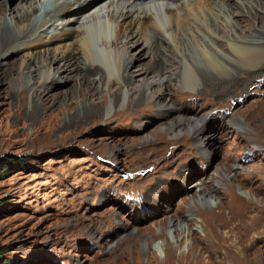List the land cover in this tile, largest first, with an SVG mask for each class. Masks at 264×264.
<instances>
[{
    "label": "rangeland",
    "instance_id": "374dc122",
    "mask_svg": "<svg viewBox=\"0 0 264 264\" xmlns=\"http://www.w3.org/2000/svg\"><path fill=\"white\" fill-rule=\"evenodd\" d=\"M18 2L11 0L12 7ZM141 48L129 52L138 56ZM190 51L200 61L196 47ZM13 56L0 75V264H219L203 249L236 251L222 245L224 237L245 248L244 261L234 264H264V236H254L264 234V70L245 69L236 76L241 84L228 83V92L224 84L221 94L212 82L168 84L174 110L148 101L134 107V94L119 105L101 99L95 115L93 93L88 101L84 91L70 98L65 74L52 84L50 99L32 107L29 98L46 79L30 88L15 71L24 54ZM103 73L93 77L98 95L121 84L112 76L102 88L98 82L110 72ZM214 107L210 114L219 120L206 115ZM180 116L199 119L201 129L213 126L211 150L201 149L197 135L170 136L164 127ZM196 185L213 190L209 201L218 209L199 203ZM185 224L204 225L207 234L200 228L176 245L171 230Z\"/></svg>",
    "mask_w": 264,
    "mask_h": 264
},
{
    "label": "bare ground",
    "instance_id": "6f19581e",
    "mask_svg": "<svg viewBox=\"0 0 264 264\" xmlns=\"http://www.w3.org/2000/svg\"><path fill=\"white\" fill-rule=\"evenodd\" d=\"M38 1L42 7L38 6ZM24 23L26 25L22 28ZM222 31L227 34L222 35ZM221 40L226 44L220 45L222 50H218ZM139 46H142L139 55H131L129 50ZM191 46L199 51L202 64L191 51L189 53ZM211 48L217 50L221 59L211 52ZM18 53L24 56L15 71L26 78L30 88H35L42 79L47 81L42 83L41 89L33 90L35 95L29 98L32 107L49 100L52 84L57 76L61 78L65 74L66 84L72 83L71 89L66 91L70 98L74 99V93L84 91L88 101L93 93L89 106L95 115L100 112L98 102L101 99L105 103L108 96L111 103L119 105L131 100L129 98L134 94L138 95L135 100L132 97L134 107L148 101L157 107L165 105V108L170 106L174 110L176 105L171 101L168 84H182L183 80L190 85L192 80L212 82L216 93L221 94L227 90L225 85L228 83L241 84L236 76L240 72L246 73L245 69L252 75L264 70V0H19L16 7H12L11 0H1L0 75L7 72L10 59ZM148 57L152 59L140 65L142 69L132 70L135 62L145 61ZM32 64L35 69L26 73L25 69ZM212 69L218 76H224L209 74ZM152 70L155 71L154 76L148 77ZM105 71L110 73L101 76L98 83L102 88L111 84L112 76L121 84L109 88L107 94L98 95L99 86L93 77ZM36 76L39 77L34 80ZM172 77H175V83ZM138 82L142 85L135 86ZM192 89L194 91L195 87ZM215 108L206 115L209 116ZM210 116L214 120L222 117L219 113H211ZM232 124H239L242 128L245 121L234 119ZM209 127L210 130L201 129L199 119L180 116L171 119L164 128L173 139L185 134L197 135L198 145L207 153L211 150L210 134L214 131L213 126ZM246 156L251 155L247 153ZM190 174L188 172V176ZM196 189L197 200L201 205L205 204L207 210L219 208V204H210L209 199L215 196L213 190H203L199 185ZM243 193L250 196L248 191ZM233 217L231 222L237 220ZM171 221L178 220L172 217ZM191 227L192 224H185L171 230L176 245L187 233L191 232L188 238L201 229L207 234L204 225L197 230ZM254 236L259 238L264 234ZM205 238L209 239L207 235ZM222 240L224 247L236 251L230 252L226 248L228 252L225 255L214 244L215 249L206 245L203 250L216 257L219 264H228V260L229 264L241 259L244 261L245 248L238 246L241 240H232L233 245L225 237ZM188 242L190 245V239ZM204 242L210 243L209 240ZM202 263L203 259L197 262Z\"/></svg>",
    "mask_w": 264,
    "mask_h": 264
}]
</instances>
